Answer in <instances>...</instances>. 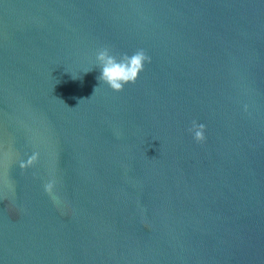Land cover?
<instances>
[{"label": "water", "instance_id": "water-1", "mask_svg": "<svg viewBox=\"0 0 264 264\" xmlns=\"http://www.w3.org/2000/svg\"><path fill=\"white\" fill-rule=\"evenodd\" d=\"M0 264H264V0H0Z\"/></svg>", "mask_w": 264, "mask_h": 264}, {"label": "clouds", "instance_id": "clouds-1", "mask_svg": "<svg viewBox=\"0 0 264 264\" xmlns=\"http://www.w3.org/2000/svg\"><path fill=\"white\" fill-rule=\"evenodd\" d=\"M96 60L99 65L100 75L97 79L109 86L113 91L120 92L128 84H134L139 74L144 70L145 63L151 62V57L147 55L144 49H137L131 55L124 53L120 56L114 55L109 47H102L96 54ZM98 87L95 88L94 92ZM188 131L193 135L197 143H203L205 137V125L202 123L192 122ZM40 153L33 152L26 161H21L19 167L27 169L34 166L39 160ZM56 180L49 179L44 184V191L59 203V198L55 194Z\"/></svg>", "mask_w": 264, "mask_h": 264}]
</instances>
